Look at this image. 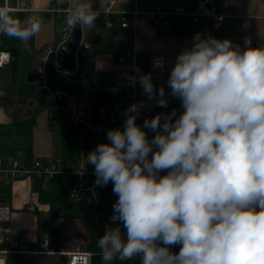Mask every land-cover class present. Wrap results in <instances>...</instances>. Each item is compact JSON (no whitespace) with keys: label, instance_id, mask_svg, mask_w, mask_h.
<instances>
[{"label":"clouds","instance_id":"9594fccd","mask_svg":"<svg viewBox=\"0 0 264 264\" xmlns=\"http://www.w3.org/2000/svg\"><path fill=\"white\" fill-rule=\"evenodd\" d=\"M99 15L90 0H78L67 30L92 29ZM41 27L40 17L20 19L7 0L0 5V34L25 51ZM192 39L167 80L183 112L157 113L141 127L144 102L133 103L123 128L109 129L107 142L85 157L95 185L111 182L118 197L111 217L117 226L96 242L103 264L137 256L141 264H264V46L247 37L243 49L201 33ZM127 79L167 107L151 73ZM145 129L155 135L149 139ZM176 245L178 253L171 251Z\"/></svg>","mask_w":264,"mask_h":264},{"label":"crops","instance_id":"0c3cea01","mask_svg":"<svg viewBox=\"0 0 264 264\" xmlns=\"http://www.w3.org/2000/svg\"><path fill=\"white\" fill-rule=\"evenodd\" d=\"M197 1L198 0H143L145 5L149 6L184 4L187 8H192ZM77 2L78 0H8V5L11 7L22 5L23 7L37 10L40 19H42L41 30L44 28L50 29L48 32H50L51 35L46 44L39 46L37 38L34 39L35 47H41L39 51V61L44 49L59 43L62 30L66 25L65 22L68 11ZM90 2L93 8L100 12V15L96 21L95 27L87 36L85 29L82 32L81 37L91 44L88 58L84 59L86 63L84 76L78 83H74L72 80L70 81L74 86L79 85L81 81L85 79L86 73L88 72L95 77L96 82H93V88L90 94H85V84L81 85L79 89L70 90V92L77 94L80 102H88L91 104V108L88 109L89 114H95L99 105L106 101L121 100L124 97L123 94L117 92L116 86L119 84L121 78L130 75L132 64L131 62L119 63L117 57L123 54L131 44H135L146 59L159 61L156 67V77L152 79L157 89L161 86L164 87L165 99L168 101L167 107H159L157 106L156 100H148L147 96L143 94L139 101L144 102V107L140 110L137 117V124L141 127H143L145 119H151L157 113L170 114L171 111L175 109L178 117L183 112L181 101L171 96V90L167 86V80L175 64L176 57L184 47L191 46L193 42L192 38L196 33H201L202 36L211 35L220 40L230 39L234 44L240 45L242 49L245 47L244 40L246 37L251 40L253 47L264 46V0H215L216 7L228 15L227 24L217 31L213 30L211 22L205 18H201L192 29L186 25V31L174 32L172 25L170 28H158L153 26L149 19L144 16L139 20L136 37L133 36L131 29L121 27L120 14L117 13L118 10L130 9L134 4V0H90ZM4 4L5 0H0V5ZM108 7H111L116 12H104ZM48 9L54 10L48 11ZM15 16L24 19L30 16V12H16ZM108 21L113 22L112 27L108 26ZM18 41L19 40L14 44H11V41L7 43L5 40L3 41V35H1L0 49L11 52L10 47H15L18 50L20 66V58L25 50L22 42L17 45ZM2 46L4 48H1ZM50 62H52L50 66L51 69H49ZM8 67V65L0 67L1 75L4 74V77H8V79L2 80L0 75V99L2 92L7 90L4 85L6 84L7 87L11 86L10 84L14 85V79L19 73L17 70L15 74L11 76L7 73ZM50 71L54 72L57 78H60L55 68L54 57H51L47 62L48 81L51 75ZM30 74L33 73L28 74L24 72L19 78V87L24 90L26 88L23 87L26 83H34V81L36 83L37 72L36 75L33 74V82L28 80ZM71 78L73 79L74 76L72 75ZM35 85L37 86V84ZM34 89V95L36 93L39 94V88L37 87ZM11 90H13V87H11ZM95 91L113 92L116 98L97 103L94 97ZM19 93L30 98L33 96V94ZM43 100L44 98L41 96V103L35 106V110L38 106L42 105ZM47 102L53 105L50 112L52 126L61 121H65L75 129L73 133L66 131L64 137L67 139L68 143H70L73 152H70L71 149L69 147H65L63 140V152L60 156L58 155L54 158L50 157L43 159L33 156L32 153L31 156H28L26 150H18L13 155L5 150L4 153H0V156L17 157L19 151H23L24 156L20 159L36 158L44 162H54L60 159V165L63 168H67L72 163L85 164V157L87 154L93 150L97 144L107 142L106 137H97L94 132L90 131L93 134V139L88 141L85 139L82 132L86 129L74 127L68 120L69 116L66 118L64 117V109L66 111L67 109L60 102ZM32 114L30 116H32ZM54 116L57 117L56 122L52 121ZM175 118L176 117L173 119ZM17 122L24 123L27 121L21 120ZM17 122L13 121L12 118L10 119L9 113L0 106V124L12 125ZM8 127L9 128L4 129L9 135L12 130L10 129L11 126ZM145 131L149 139L155 135L151 130L145 129ZM72 135L74 137L73 139L71 137ZM12 147L15 146H8L7 148L11 149ZM88 166L90 170L94 172L92 166ZM72 176L73 175L70 173L57 174L46 187H44L43 182L40 180L34 182L28 179L14 182L10 180H0V203L7 204L11 208L10 220L7 222H0V246L10 239L28 243L32 248L38 249L45 239L51 238L50 249L58 253L28 255L55 256V260L49 264H66L65 255L61 253H63V251H73L77 247H82L88 251L97 253L94 256L95 264H103V261L98 255L99 249L96 246V242L104 235L106 227L117 226L110 220V216L113 213V205L118 197L113 193V185L109 182L107 186L100 187L104 196L100 205L91 206L85 203H72L69 200V191L72 185L71 182L73 181ZM88 177L91 182L95 183L96 177L94 173L88 175ZM65 183L68 184L67 189L64 187ZM8 190L11 191L7 193ZM42 193L46 196H42ZM119 226L126 238V230L123 228L122 224ZM179 247V245L173 246L171 251L178 253ZM16 256L21 257V255H12L13 259L16 258L14 260L15 264H17V260H19ZM9 262L10 257L8 264ZM113 264H141V258L135 257L124 261L117 259L113 261Z\"/></svg>","mask_w":264,"mask_h":264},{"label":"built area","instance_id":"2783aa9c","mask_svg":"<svg viewBox=\"0 0 264 264\" xmlns=\"http://www.w3.org/2000/svg\"><path fill=\"white\" fill-rule=\"evenodd\" d=\"M11 8L14 13L29 11L30 16L36 15L39 17V12L29 7L17 5ZM52 10L54 9H48V11ZM104 12L114 13L116 11L108 7ZM117 13L120 14L121 27L131 29L134 37L137 34L139 20L144 16L149 19L153 26L158 28H170L171 20L182 19L192 29L201 18H205L211 22L213 30L217 31L228 22V15L216 7L215 0H198L192 8H187L184 4L149 6L145 5L143 0H134V4L130 9L118 10ZM108 26L112 27L113 22L108 21ZM72 33H69L65 25L59 43L42 51L37 66L36 84L39 89L45 91L47 100L60 102L67 109L69 112L68 120L74 127L88 129L94 132L97 137H106L109 129L123 128L125 110L131 104L138 102L144 93L139 84L132 87L129 85L128 76L123 77L116 86V90L118 93L123 94L124 97L121 100L106 101L99 105L95 114H89L88 109L91 108V104L80 102L76 93L52 90L48 85L47 73V62L51 57H54L55 68L60 78H69L73 75L72 81L78 83L84 76L86 63L81 59L88 58L91 44L81 37L77 48L71 50L69 40ZM69 51H72L75 57L76 68L72 71L65 69L62 65L63 57ZM11 60V52L0 49V67L8 65ZM117 60L119 63L131 62L132 70L129 76L151 73L152 78L156 77V67L159 61L146 59L135 44H131L123 54L117 57ZM137 68L140 70L139 73L136 72ZM52 121L56 122L57 117L54 116ZM84 165V163H72L67 168H63L60 165V159L54 162H44L36 158L20 159L13 156H0V180H10L12 182L22 179H28L33 182L40 180L46 187L55 175L70 173L73 175V181L69 191V200L75 204L85 203L91 206H98L104 199L103 191L89 180L88 175L94 172L90 170L88 165ZM164 174L166 172L161 173V175ZM112 215L113 213L110 216V220ZM10 218V206L0 203V222H7ZM50 243L51 238H47L41 243L40 248L34 249L28 243L9 239L8 242L0 246V264H8L9 257H12V255L58 253L51 251ZM61 254L65 255L66 264H92V258L97 253L77 247L73 251H63Z\"/></svg>","mask_w":264,"mask_h":264},{"label":"rangeland","instance_id":"374dc122","mask_svg":"<svg viewBox=\"0 0 264 264\" xmlns=\"http://www.w3.org/2000/svg\"><path fill=\"white\" fill-rule=\"evenodd\" d=\"M16 13H14L15 15ZM17 17V16H16ZM42 20V19H41ZM93 29V28H92ZM92 29H85L86 36L91 32ZM50 29L44 28L41 31H39L30 41H29V47L30 52L24 51V53L21 55V65L18 66L19 73L17 74V77H15V88L11 90V86H8L5 84L4 87L7 88L4 92L1 94L0 99V106L4 108L5 111L9 113L10 119L12 118L13 121H27L24 122L23 128L26 127L27 131L31 133L29 136L25 135H18L15 133L16 130H18L20 125L18 122L11 126L12 132L6 136L3 140H0V150L2 152H5V148L8 146H20V145H31L32 144V154L35 157H41L43 159L45 158H54L56 156H60L63 152L62 145L63 140L65 137L66 131L73 133L75 129L68 125L65 121H61L58 124L51 125V110L53 108L52 104H49L45 97V91L39 89L38 93L44 98L43 103L41 106H38V108L35 110V106L41 103V96L39 94H33L32 98L22 95L18 91L19 89V78L21 75L26 73H33L36 75L37 72V66L39 61V51L41 47H35L34 45V39L37 38L39 41V46L42 44H46L51 33L48 32ZM6 41L9 43L11 41V44L17 42L16 39L9 38L7 36L3 35V41ZM21 41H18L17 45ZM16 45V46H17ZM84 61V59H81ZM51 63H49V69H51ZM8 74H10L9 71H7ZM51 75L49 76L48 85L52 90H62V91H70V90H76L81 87V85L85 84L86 86V92L85 94H90L93 88V82L95 81V77L90 74L89 72L86 73L85 79L81 81V84L74 86L70 83L72 80L71 77L69 78H57L54 72L50 71ZM1 75V70H0ZM20 75V76H19ZM1 79L5 80L8 79V77H4V74L1 75ZM17 80V81H16ZM34 83H26L23 88L29 89L37 88V86ZM28 94V93H26ZM47 100V101H46ZM33 113V114H32ZM32 114V116H30ZM69 113L64 109V117H68ZM30 117V118H29ZM18 124V125H17ZM33 124V128L31 125ZM83 135L85 136V139L88 141H91L93 138V134L90 132V130L86 129L85 131H82ZM72 139L74 138L73 135L71 136ZM4 148V149H3ZM24 156L23 151H19L17 154V157L22 158ZM68 176V175H66ZM70 177V176H69ZM1 190V187H0ZM11 190H8L7 193H9ZM18 257V256H16ZM55 256H49V255H21V257H18L17 264H49L52 263L53 260H55ZM16 259V258H15ZM15 259L10 257L9 264H15Z\"/></svg>","mask_w":264,"mask_h":264},{"label":"trees","instance_id":"16d2710c","mask_svg":"<svg viewBox=\"0 0 264 264\" xmlns=\"http://www.w3.org/2000/svg\"><path fill=\"white\" fill-rule=\"evenodd\" d=\"M171 25L174 29V32H180V31L184 32L187 30L186 24L182 19L171 20ZM1 48H4V47L2 46ZM10 49H11V55L13 57H12L11 62L8 64L9 67L7 68V70L10 72V75L13 76L15 74V72L18 70L17 68L19 66L18 50L15 47H10ZM10 85H11V87H13V89L15 88V86L13 84H10ZM18 91L23 93V94H26V93L34 94L35 93L34 92L35 89L33 86H32V88L25 89V90L22 89L21 87H19ZM94 97H95V100L97 103L105 101V100H110V99L116 98L113 92H102V91H95ZM19 124L20 125L17 124L19 126V128H18V130L15 131L16 134L25 135V136L31 135V133L27 131L26 127H24V128L22 127V126H24L23 122H21ZM12 125H14V124H12ZM8 126H10V125L0 124V140H2L3 138H5L8 135V133L5 132V129L9 128ZM31 127L33 128V124L31 125ZM64 143H65V147H69L71 149L70 152H73V149L71 148L70 143H68L67 139H65V138H64ZM20 146L12 147L11 149L7 148L5 150L7 152H10L12 155L15 154L18 150H26L27 155L31 156V153H32V148H31L32 146L31 145H26V146L20 145ZM0 153H3L2 150H0ZM39 183H40V181H39ZM71 184H72V182H71ZM67 185H68L67 183L64 184V187L66 189H67ZM42 196H46V195L43 194ZM92 263L95 264L94 257H93Z\"/></svg>","mask_w":264,"mask_h":264},{"label":"water","instance_id":"95a60500","mask_svg":"<svg viewBox=\"0 0 264 264\" xmlns=\"http://www.w3.org/2000/svg\"><path fill=\"white\" fill-rule=\"evenodd\" d=\"M81 36H82V31L80 30L79 27H77L73 31L71 38L69 40V47L71 50H75L77 48V46L81 40ZM63 67L69 71H72L76 68L75 57H74V53L72 51L65 53L64 59H63ZM28 80L30 82H33V74L29 75Z\"/></svg>","mask_w":264,"mask_h":264}]
</instances>
